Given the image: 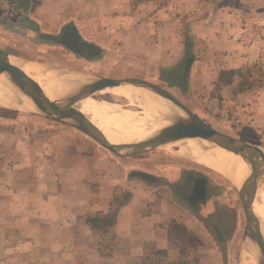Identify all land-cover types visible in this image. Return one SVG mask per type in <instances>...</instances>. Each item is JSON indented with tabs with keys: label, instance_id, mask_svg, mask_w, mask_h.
I'll use <instances>...</instances> for the list:
<instances>
[{
	"label": "rangeland",
	"instance_id": "rangeland-1",
	"mask_svg": "<svg viewBox=\"0 0 264 264\" xmlns=\"http://www.w3.org/2000/svg\"><path fill=\"white\" fill-rule=\"evenodd\" d=\"M114 1V15L110 18L113 22L114 16L113 25L105 20L100 25L99 42L108 44L101 59L94 65H86V69L79 65L72 67L112 79L149 81L167 90L215 130L264 147V0ZM145 5L151 9H145ZM76 42L74 46L78 48L79 40ZM18 50L38 58L29 47ZM78 50L87 58L97 52L89 45ZM53 60L56 59L46 62L57 63ZM113 97L130 110L140 111L127 98ZM96 98L113 100L105 94ZM49 142L53 145L52 152L48 146L43 150ZM48 156L54 158L49 171L54 172L50 181L56 188L58 183L61 185V175L65 180V169L68 173L75 168L82 178L81 161L88 164L93 160L94 165H100L97 171L91 168L93 179L99 176L105 187H112V181L113 187L118 185V173L121 174L118 164L123 161L136 168L132 173L139 171L160 177L163 196L158 195L157 209L193 212L200 222L191 223L190 216L180 214L182 220L174 236L179 244L193 243L196 264H241L244 247L240 243L246 233V216L237 188L216 170L179 151L158 150L122 159L70 124L0 108V178L7 183L14 177L26 179L24 184H18L23 191L44 190L46 185L42 184L48 177L43 178V164ZM58 156L63 162L59 163ZM23 159L25 162L19 163V168H12ZM196 178L206 179L208 199L216 207L205 217L198 214L199 207L188 208L187 197L191 194L188 182ZM128 185L123 192L115 188L112 198L120 203L125 198L126 204L132 199L150 202V197L140 196L138 190L134 193ZM92 194L94 198L98 191L93 190ZM112 203L110 209L99 203L98 209L114 211ZM236 217L242 221L237 223L241 234L232 239ZM202 223L210 238L199 229ZM198 245L210 246L206 252L210 257L203 250L200 252ZM157 264L165 263L160 260Z\"/></svg>",
	"mask_w": 264,
	"mask_h": 264
},
{
	"label": "crops",
	"instance_id": "crops-1",
	"mask_svg": "<svg viewBox=\"0 0 264 264\" xmlns=\"http://www.w3.org/2000/svg\"><path fill=\"white\" fill-rule=\"evenodd\" d=\"M114 2L0 0V50L23 61L97 75L72 66H85L86 69V65H94L101 59L108 44L105 46L104 42H99L100 25L104 24V20L108 25H113L114 16L113 22L110 18L114 15ZM148 6L145 5L144 8L151 9ZM76 40L80 43L78 48L74 46ZM85 45L95 47L97 52L87 58L78 50ZM27 47L32 51L31 54L38 58L23 55L18 50H25ZM171 51L176 52L172 49ZM176 53L180 54L179 51ZM53 58L56 59L53 61L60 63L46 62ZM11 146L13 149V144ZM46 146L52 152L53 145L49 142L43 150H46ZM54 151L60 152L56 148ZM22 153L24 157L25 153ZM58 158L59 163L63 162L61 156ZM45 160L43 178L47 176L48 181L42 184L46 185L44 190L23 191L18 184H24L26 179L15 180L14 177L7 183L3 177L0 178V264H157L160 260L165 264L197 263L193 243L179 244L174 236H177L175 228L182 220L181 215L185 218L186 215L190 216L191 223L200 222L193 212L190 214L184 211L157 209L160 201L158 195L163 196L160 177L149 173L146 174L154 179L138 176V173L145 172L132 173L136 168L126 165V161H123L118 164L121 170V174L118 173L119 181L116 182L118 185L113 187L112 184L115 183L112 181V187H105V182L102 183L99 176L93 179L91 168L94 167L97 171L100 165H94L93 160L88 164L81 161L82 178L74 171L75 168L68 173L65 169V180L63 181L61 175V185L58 183L56 188L53 181H50L54 172L49 171L54 158L48 156ZM23 162L24 159L11 166L17 169L18 164ZM131 174L136 178H132ZM136 181L138 182L135 183ZM193 181L188 182L191 185V194L195 187ZM127 185L132 186L134 193L138 190L140 196L143 194L144 198L150 197V202L146 199H132L126 204L125 198L124 203H120L115 197L114 200L112 196L115 188L123 192ZM93 190L98 191L94 198ZM109 191H112L111 196ZM205 198L202 200L205 202L197 206L198 214L204 217L216 209L215 203L210 202L211 198ZM99 203L109 209L112 203L115 210L100 211ZM189 207L191 210L196 208L193 205H188ZM237 215L238 212L235 216ZM236 220L230 237L232 239L241 234L239 224L242 221L240 222L238 217ZM199 229L206 238H210L203 223ZM218 241L221 246V240ZM240 244H243V241ZM210 248L207 245L197 247L200 252L203 250L206 256Z\"/></svg>",
	"mask_w": 264,
	"mask_h": 264
},
{
	"label": "water",
	"instance_id": "water-1",
	"mask_svg": "<svg viewBox=\"0 0 264 264\" xmlns=\"http://www.w3.org/2000/svg\"><path fill=\"white\" fill-rule=\"evenodd\" d=\"M10 57L9 54L0 50V76L6 75L17 92L19 91L30 99V102L34 104L35 110H29L25 108V104L16 102H9L7 104L0 103V108L29 113L53 121L70 124L88 135L100 146L122 159L137 157L152 151L165 150L167 149L166 146L171 143L194 137L210 140L229 152L241 156L251 167V175L244 181L240 189H236L241 199L247 221L246 233L242 244L244 252L241 257V264L244 262V254L251 234L256 236L258 241L256 242L264 249L263 244H261L264 243L262 221L253 211V204L258 190V173L261 172L264 175V147L236 139L215 130L167 90L142 79H112L67 68L38 64L41 69L40 76L42 77L50 74L57 78H77V82H73V88H77L76 90L69 93L68 96L60 98L58 101H52L43 92L35 79L36 77L26 73L21 67L11 63ZM84 78H86V80L81 84L80 81ZM123 85H130L135 88L153 92L169 102L175 108L174 111L179 113L180 116L178 115L177 119H175L171 125L162 129L156 136L145 141L123 147L110 143L104 134L83 113L75 108V104L80 97L92 96L108 88H115ZM137 175L145 179H154L151 175L146 173H138ZM200 184L201 187L195 190L194 196L192 197L193 200L198 202L204 200L206 197V186L204 181H201Z\"/></svg>",
	"mask_w": 264,
	"mask_h": 264
},
{
	"label": "bare ground",
	"instance_id": "bare-ground-1",
	"mask_svg": "<svg viewBox=\"0 0 264 264\" xmlns=\"http://www.w3.org/2000/svg\"><path fill=\"white\" fill-rule=\"evenodd\" d=\"M10 60L26 73L36 77L37 83L52 101H58L77 89L73 88L74 83L77 82L76 77H74L75 79L73 77L57 78L50 74L42 77L38 64L25 62L14 56H11ZM85 80L86 78L79 81L82 84ZM104 94L115 101L96 98ZM115 95L127 98L129 103L139 108L140 111L130 110L128 106L118 102L113 97ZM9 102L23 103L26 105L25 108L35 110L30 99L19 91L17 92L8 77L2 75L0 76V103L7 104ZM75 108L83 113L110 143L122 147L156 136L162 129L171 125L179 115L165 99L149 90L130 85L108 88L92 96L80 97L76 101ZM166 147L167 151H179V154L191 157L216 170L237 189H240L244 181L251 175V167L247 161L210 140L199 137L181 139ZM258 174V190L253 211L262 221L264 233V175L261 172ZM248 241L243 264H264V249L257 243L256 236L251 234ZM261 244L264 246V243Z\"/></svg>",
	"mask_w": 264,
	"mask_h": 264
},
{
	"label": "flooded vegetation",
	"instance_id": "flooded-vegetation-1",
	"mask_svg": "<svg viewBox=\"0 0 264 264\" xmlns=\"http://www.w3.org/2000/svg\"><path fill=\"white\" fill-rule=\"evenodd\" d=\"M201 181H204V184H205V186H206V197H208V193H207V190H208V184H207V181H206V179H203V178H196V179H194V188H193V193L191 194V196H188L187 197V202L189 203V206H191V205H193V207H197L198 205H201V203L203 202V201H201V202H198V201H196V200H193L192 199V195L194 194V191H195V189L196 188H200L201 187V184H200V182ZM206 199V198H205ZM205 202V201H204ZM203 202V203H204Z\"/></svg>",
	"mask_w": 264,
	"mask_h": 264
}]
</instances>
